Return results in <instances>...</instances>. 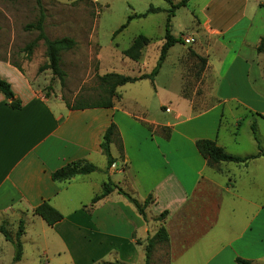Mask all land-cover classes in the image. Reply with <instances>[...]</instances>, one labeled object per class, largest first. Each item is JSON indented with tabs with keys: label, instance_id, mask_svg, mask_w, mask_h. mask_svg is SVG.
I'll use <instances>...</instances> for the list:
<instances>
[{
	"label": "crops",
	"instance_id": "obj_1",
	"mask_svg": "<svg viewBox=\"0 0 264 264\" xmlns=\"http://www.w3.org/2000/svg\"><path fill=\"white\" fill-rule=\"evenodd\" d=\"M159 9L143 18L166 15L167 9ZM253 17L231 7L217 20L206 18L199 24V37L177 38L182 44L168 50L155 77L176 49L177 62H171L174 70L168 74L180 86L171 96L184 104L166 108L168 112L160 111L156 117L143 103L121 97L123 86L116 89L108 109H68L58 98L53 104L33 86L24 67L19 71L0 58V79L20 102L14 110L0 93V226L25 219L20 241L28 234L27 222L41 230L42 240L33 241L37 254L26 264H145L146 242L161 226L168 236L165 264H235L236 258L264 264V147L257 132L259 115L264 116V108H259L264 106V66L260 62L264 50L256 52L264 38L260 34L264 19L254 23ZM158 36L156 41L144 36L149 41L141 51L145 64L157 61L164 26ZM185 38L194 42L186 45ZM191 45L196 51L186 49ZM213 45L228 49L227 54L236 53L227 70L236 66L245 75L244 95H226L228 86L222 87L223 80L215 85L219 72L209 61ZM183 50L194 54L192 65L199 72L191 79V100L182 89L190 79L180 69L178 57ZM156 78L152 83L156 84ZM155 91L157 96L156 87ZM228 101L237 102L244 116L230 122L232 111L227 113L224 108ZM158 107L165 110L162 102ZM241 117H248L250 128V135L243 138L230 133L240 129ZM111 123L116 128L110 145L114 163L107 169L99 146ZM223 124L226 135H221ZM198 140L213 141L238 157L260 155L246 165L209 164L196 150ZM81 160L98 171L65 182L52 181L53 172ZM108 181L140 205L150 197L143 215L116 189L91 204ZM44 202L62 215L51 227L33 214ZM46 233L54 237L51 242ZM23 259L24 249L15 264H22Z\"/></svg>",
	"mask_w": 264,
	"mask_h": 264
},
{
	"label": "rangeland",
	"instance_id": "obj_2",
	"mask_svg": "<svg viewBox=\"0 0 264 264\" xmlns=\"http://www.w3.org/2000/svg\"><path fill=\"white\" fill-rule=\"evenodd\" d=\"M172 1L177 3L179 0ZM40 3L44 14L45 36L49 40L67 37L75 41L72 50L60 55V68L64 72L63 83L49 70L38 72V68L47 61L42 41L36 42L29 58L23 52L24 47L33 42L38 34L32 29L26 28L35 23L39 17V9L35 0H0V58L8 60L13 66L24 67L28 75H31L33 86L41 90L46 97L51 98L50 101L53 104L58 103L55 98L63 101L61 104L68 103L71 106L96 103L103 96L98 88V76L105 73H117L134 77L141 73H150L154 68L156 61L151 60L145 64V55H142L135 64L123 57L121 52L126 50L133 39L139 35L151 37L153 41H156L165 24V14L150 16L148 19H132L123 31L114 37L113 34L126 23L129 16L144 14L149 6L168 9L169 5L165 1L40 0ZM231 7L235 12H245L250 17L254 15V23L260 21L261 18L264 19V0H190L186 7L175 11V16L171 19V34L179 39H181V35L199 37L196 35V27L199 24L201 25L206 18L217 20L222 15L229 13ZM260 32V34H264V30ZM186 49L196 51L197 48L195 49L191 45L186 46ZM175 50L170 53L169 60L164 64L161 75L155 77L156 84L146 79L127 84L121 87V97L136 99L139 104L143 103L153 117L158 116L160 111L164 113V109L160 110L158 107L159 102L165 104V109L182 107L181 104L183 105L184 102H178L171 96L177 92L180 86L179 82L171 81L169 78V74L174 70L171 67V62H177ZM227 53L228 49L223 51L219 46L213 45L210 48L209 61L217 66L219 72L215 85L217 86L223 80L222 87L228 86L224 89L226 95L240 97L245 94L247 89L245 84L247 79L236 66L227 70V65L231 64L236 54L233 51ZM224 55H228V57L224 59ZM179 56L181 72L190 77L187 80L188 83L182 85L183 93L186 98L191 100V87L194 86L191 79L193 80L194 76H198L199 72L197 65H192L195 59L191 53L183 50ZM260 59L264 66V57L261 56ZM235 61V64L239 63L238 60ZM261 80L264 83V76L262 75ZM155 87L158 92L157 96L155 95ZM197 92L199 93L200 90L198 89ZM224 108L227 111H232L233 115L230 122L232 118L244 116L241 106L235 101H228ZM259 108L263 109L264 106L261 105ZM241 118L240 129L237 128L230 133L240 134V137L243 138L250 135V128L247 125L246 118L248 117ZM257 125L258 138L264 147V120L259 118ZM226 130V125L223 124L221 135H226ZM3 227L9 236V240L4 242L3 239L5 238L0 233L2 241L0 242V264H15L13 262L15 248L12 242H15L18 221H10ZM40 232L41 230L37 226L26 223V233L28 234L20 241L24 249L22 264H26L32 255L37 254L33 241L35 239L42 240ZM45 236L49 238V242H51L50 239L54 238L51 237L50 233H46ZM89 255L85 262L90 258ZM165 256L164 244L155 245L150 264H165Z\"/></svg>",
	"mask_w": 264,
	"mask_h": 264
},
{
	"label": "trees",
	"instance_id": "obj_3",
	"mask_svg": "<svg viewBox=\"0 0 264 264\" xmlns=\"http://www.w3.org/2000/svg\"><path fill=\"white\" fill-rule=\"evenodd\" d=\"M8 1H16V0H8ZM36 5L39 9V17L37 21L33 24L28 25L26 28L32 29L36 31L37 37L36 39L27 44L23 52H25L28 56L32 54V49L36 45V42L42 41L45 47V58L46 63L43 64L38 68V72L43 70H49L53 76H55L61 83L64 81V72L60 68V55L63 52H67L73 49L75 46V41L71 38L63 37L60 39L49 40L44 34V14L43 9L40 3V0H35ZM166 4L169 5V8L165 11L166 12V19L164 24V43L160 48L159 55L157 61L155 63L154 68L148 74H141L139 76H126L117 73H105L101 76L97 77L98 81V88L103 95L100 97V100L93 104H75L74 106L65 103L68 109H84V108H111L113 106L112 100L116 97V89L118 87L124 86L126 84H133L141 80H149L153 82L155 76L158 74L162 63L164 62L168 50L175 44L180 43V40L174 38L171 35L170 28H171V19L175 16V11L186 7L190 0H179L177 3H173L172 0H163ZM161 12L159 8H154L153 6H149L144 14L140 15H132L127 18V21L124 25H122L114 34L113 37L116 36L119 32L123 31L129 24L132 19L136 18H143L147 14H156ZM148 39L144 36H137L133 39L131 45L124 51H122V56L133 61L137 62L141 57L142 49L148 44ZM264 50V38H261L259 41V45L256 48V52L259 54ZM194 55L193 53H191ZM200 62L203 64L204 59L199 58ZM19 71H22L20 66L14 65ZM264 73V71H263ZM0 93L3 95L5 100L8 102L10 108L16 110L20 108V102L14 98L13 92L10 88V85L0 79ZM261 119L264 120L263 115H259ZM251 131L253 134V138L259 147L258 139L255 135L254 126H251ZM116 134V128L113 123L106 129L105 133L103 134L101 143H100V150L102 155L106 159V168H110L113 163L114 159L111 157L110 154V145L112 142L113 137ZM195 147L197 152L201 155L203 159H205L209 164H218V163H233V164H244L246 165L247 162L251 159L257 158L260 153L256 155L248 156V157H238L234 155L227 154L222 148L218 147L215 142L209 140H198L195 143ZM98 169L91 163L86 161H75L68 163L64 167L56 170L51 174L52 181L55 182H65L69 181L77 176H84L94 172H97ZM117 190V192L123 195L127 200H129L134 207L136 208L137 212L140 215H143V209L149 203L150 197L144 201L142 205H140L136 200L132 199L129 195L124 193L121 189H118L112 182L108 181L104 183L102 192L99 195H96L91 204L97 202L98 200L104 198L105 196L109 195L111 192ZM33 214L40 217L44 223L51 227L62 220V215L52 208L48 203H42L38 207H36L33 211ZM163 216V214L161 215ZM0 233L4 236L5 240H9V236L5 231L3 226H0ZM24 234V222L22 220L18 223V229L15 234V242H12L15 251L13 256V262H19L22 258L23 248L20 242L21 237ZM168 241V236L165 229L161 226L158 228L156 233L147 241L145 247V264H150V258L154 246L157 244H165ZM235 264H253L249 261L236 258Z\"/></svg>",
	"mask_w": 264,
	"mask_h": 264
},
{
	"label": "built area",
	"instance_id": "obj_4",
	"mask_svg": "<svg viewBox=\"0 0 264 264\" xmlns=\"http://www.w3.org/2000/svg\"><path fill=\"white\" fill-rule=\"evenodd\" d=\"M193 42H194V41H193L192 39H190V38H185V39L183 40V43L186 44V45L192 44ZM164 111H165V112H168L169 109H165Z\"/></svg>",
	"mask_w": 264,
	"mask_h": 264
}]
</instances>
